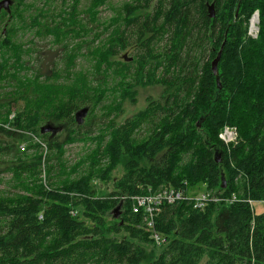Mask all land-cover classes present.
Segmentation results:
<instances>
[{"label":"trees","instance_id":"trees-1","mask_svg":"<svg viewBox=\"0 0 264 264\" xmlns=\"http://www.w3.org/2000/svg\"><path fill=\"white\" fill-rule=\"evenodd\" d=\"M114 1L86 0L82 7L83 0H61L60 10L46 6L33 18L30 0H12L11 12H0V122L9 123L13 106L22 103L10 123L50 148L45 164L42 156L28 158L20 150L27 137L0 129V186H8L0 188V264H264V212L254 207L264 202V0H160L153 8L152 0L119 7ZM107 7L114 15L101 26ZM256 11L254 40L248 25ZM91 26L100 30L93 34ZM30 28L63 43L49 75L29 67L30 43L20 38ZM89 33L94 37L84 43ZM222 47L217 77L212 63ZM131 48V60H118ZM83 56L95 71L77 70ZM113 79L114 99L106 107ZM140 86L163 91L118 123ZM84 105L117 116L98 134L95 126L83 134L75 114ZM226 125L240 135L230 150L219 139ZM47 126L62 129L63 138L42 133ZM77 141L91 144L69 163L65 147ZM163 185L236 195L238 202H211L202 210L186 201L164 205L155 228L166 242L158 248L144 215L124 198Z\"/></svg>","mask_w":264,"mask_h":264},{"label":"rangeland","instance_id":"rangeland-1","mask_svg":"<svg viewBox=\"0 0 264 264\" xmlns=\"http://www.w3.org/2000/svg\"><path fill=\"white\" fill-rule=\"evenodd\" d=\"M3 0H0V2ZM126 0H115L114 3H112V6L114 7H119L122 3H124ZM160 1V0H152L151 6L152 8L155 6V4ZM30 3L32 5H34V8H31L29 14L31 15V17H35L36 14H38V10H40L41 8H45L46 6H52L53 8H55V10H60L63 7V4L61 3V0H30ZM69 4V3H68ZM86 5V0H83L82 2V7H85ZM151 8V9H152ZM2 11H6L5 9H2L0 12ZM115 11V10H113ZM113 11H111L108 7L107 8H103L102 9V13L100 14V22L98 23L101 26H105L108 21L113 17ZM8 12V11H6ZM10 13V12H8ZM256 13L259 14V11H256L255 14L252 16L250 23L248 25V36L252 37L254 40L258 39L259 36V24H258V28L257 31H254L255 33H251V23L252 20L256 15ZM49 24H51V22H48ZM92 29L91 33L94 34V31H99L100 29H95V26H91L90 27ZM90 29V30H91ZM6 31V29L4 30V32ZM36 33V29L30 28V30L28 32H26L24 34L23 37H21V41H24L25 43H30V49H31V54L32 55V60H30V64L29 67L30 69L34 72L36 71L38 68H42V72L43 75H49L52 71L53 65L55 63H58L62 57V44H56L54 42V38L52 37H37L35 35ZM90 34V33H89ZM93 34H90L84 41V43H89L91 42V39H93L94 36H92ZM37 38L35 40V43H33V39ZM69 42L73 45H75V43H77L78 41L76 40V37L74 39H69ZM55 43V44H54ZM163 45H165L164 43H162L160 45V47H163ZM83 54H87L88 53V48L87 46H85L83 48V50H81ZM158 51L163 52L162 48H159ZM136 50L134 48L129 49L127 52L123 53L118 60H123V58L129 59L131 60L133 55L135 54ZM77 70H81V71H95L94 68V62L92 59H89L88 57H81L79 58L78 62H77ZM29 70V69H28ZM31 70H29L30 72L26 73L27 75L32 74ZM119 80V79H118ZM116 80H110L109 84L106 86L108 87V93H107V98L105 100V103L107 104L106 107L109 106V103L114 99V94H112L113 88L116 84ZM64 83V82H63ZM163 88L161 86H147V87H143L140 86L137 89V96H136V102L135 105L133 103H131L130 100H126L122 106V114L118 115V117L116 118L118 123H124L127 119H129L130 117H132L133 115L137 114L138 112L145 110L148 107L149 101L150 99H158L160 94L162 93ZM4 90L0 91V100L3 99L2 96L5 95ZM117 97V95H116ZM22 103L16 104L13 106V109L11 111V113L13 111H15V113L17 112V110L20 108ZM83 108H88V113L87 115L83 118L82 123L78 124L77 120L76 123L83 128L82 133L84 134L86 130L93 128L95 126V134H98L100 131V128H103L105 126V123L108 122L109 119H113L116 115V113L114 115H112L110 118H106V113H104L103 110H96V112L91 113V106L88 105H84L81 109ZM81 109L79 111H81ZM78 111V112H79ZM77 112V113H78ZM10 113V114H11ZM76 113V114H77ZM76 114H75V119H76ZM236 127V126H235ZM56 132L50 131L48 132L49 134H53V135H59L61 138H63L62 135V129L60 130L59 128H56ZM34 133V132H33ZM36 134V133H35ZM37 136H39L40 138H42L40 135L36 134ZM65 136V134H64ZM44 140V138H42ZM46 141V140H44ZM47 143V141H46ZM48 144V143H47ZM91 144V142L89 143H84L83 141H77L74 144L71 145H67L65 147L66 150V155H65V159L70 163H73L76 159L79 158L80 155L84 154L88 149L86 148L87 145ZM49 146V145H48ZM32 150V148L30 149ZM34 152L32 153L31 151L26 152V156L29 157H33V156H42V152L39 150H33ZM50 155V154H49ZM5 167L4 164L0 165V169ZM44 166L42 164V179H44L45 177V172L43 170ZM41 169V168H40ZM123 174V171L120 169L118 172L115 173V178H120ZM4 178L5 181L8 182L10 179V175L9 174H4ZM226 182V181H225ZM168 186L171 185H163L161 186L158 190L166 188ZM7 184L0 186V188H7ZM109 190L111 191L113 188L112 183H110L109 185ZM204 189V188H203ZM202 190V189H201ZM255 211L256 214H261L264 212V204L263 202H257L255 204ZM112 220V218H111ZM118 220V219H117ZM125 237V234H122L119 236V239H122ZM201 264H206V259L201 263Z\"/></svg>","mask_w":264,"mask_h":264},{"label":"built area","instance_id":"built-area-1","mask_svg":"<svg viewBox=\"0 0 264 264\" xmlns=\"http://www.w3.org/2000/svg\"><path fill=\"white\" fill-rule=\"evenodd\" d=\"M251 33L255 32H253L251 29ZM15 118L16 113L15 111H13L9 116V123L0 122V129H5L12 132L18 131L23 133L27 137V140L23 141L20 144V150L22 152L31 151L32 153L34 152L33 150H40L43 154L42 157L43 162L45 164V160L50 154V148L48 144L46 143V141H44L32 131H22L18 130L17 128H14L10 122H13ZM219 139L224 143L228 150H230L232 147H235L239 143L240 135L238 128L235 126L226 125L219 133ZM31 148L32 150H30ZM43 170L45 172V177L44 179H42V182L45 186H47V175L45 167L43 168ZM186 185L187 183H185V186ZM149 192L150 193L147 195H140L131 198L127 196L124 198V200H129L132 202L133 213L144 215V221L152 233L151 238L153 239L156 247L158 248H161L166 242L165 237L159 234L155 228V220L162 212L164 205H174L186 201L193 202L194 207L196 209L202 210L211 202H226L228 204L238 202V197L236 195L224 198L218 195H214L213 193L208 191L200 192L198 194H188L186 190H184V188H174L171 186H168L155 192Z\"/></svg>","mask_w":264,"mask_h":264},{"label":"water","instance_id":"water-1","mask_svg":"<svg viewBox=\"0 0 264 264\" xmlns=\"http://www.w3.org/2000/svg\"><path fill=\"white\" fill-rule=\"evenodd\" d=\"M13 2L12 0H3L0 2V11L2 9H5L6 11L8 12H11V6H12ZM209 12H210V17L212 19H214L216 17V13L214 11V5H211L210 6V9H209ZM257 15L259 16V14L257 13ZM258 21H259V17H258ZM222 54H223V47L221 48L220 52L218 53V56L217 58L213 61L212 63V69H213V72L214 74L218 77L219 75V70H218V65H219V62L222 58ZM218 79V78H217ZM218 82H219V79H218ZM220 86V84H219ZM88 113V108H83L81 109V111H79L77 114H76V120H77V123L78 124H81L82 123V120L83 118L87 115ZM201 126V124L199 125ZM50 131H53V132H56V128H53L51 126H47V127H44L41 132L42 133H48ZM217 162H221V155L217 153ZM223 188L226 187V183H225V180L223 179V185H222ZM116 219H121V205L116 209ZM122 224H123V221H122Z\"/></svg>","mask_w":264,"mask_h":264},{"label":"bare ground","instance_id":"bare-ground-1","mask_svg":"<svg viewBox=\"0 0 264 264\" xmlns=\"http://www.w3.org/2000/svg\"><path fill=\"white\" fill-rule=\"evenodd\" d=\"M258 17H259V16L257 15V16H255V17L253 18V20H252V23H251V29H252L253 32H254V31H257L258 24H259Z\"/></svg>","mask_w":264,"mask_h":264}]
</instances>
